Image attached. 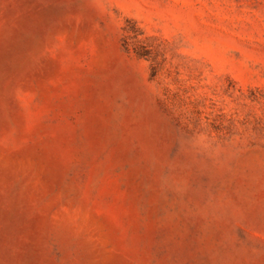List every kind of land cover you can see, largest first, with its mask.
<instances>
[{"label": "rangeland", "instance_id": "obj_1", "mask_svg": "<svg viewBox=\"0 0 264 264\" xmlns=\"http://www.w3.org/2000/svg\"><path fill=\"white\" fill-rule=\"evenodd\" d=\"M0 264H264V0H0Z\"/></svg>", "mask_w": 264, "mask_h": 264}]
</instances>
